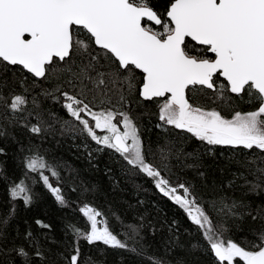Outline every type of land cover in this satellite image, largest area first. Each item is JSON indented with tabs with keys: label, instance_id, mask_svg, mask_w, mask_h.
Segmentation results:
<instances>
[{
	"label": "snow or ice",
	"instance_id": "obj_1",
	"mask_svg": "<svg viewBox=\"0 0 264 264\" xmlns=\"http://www.w3.org/2000/svg\"><path fill=\"white\" fill-rule=\"evenodd\" d=\"M69 139L133 222L56 155ZM134 178L188 226L149 219ZM0 185V264H264V0H0ZM38 187L78 214L62 239L21 227Z\"/></svg>",
	"mask_w": 264,
	"mask_h": 264
},
{
	"label": "trees",
	"instance_id": "obj_2",
	"mask_svg": "<svg viewBox=\"0 0 264 264\" xmlns=\"http://www.w3.org/2000/svg\"><path fill=\"white\" fill-rule=\"evenodd\" d=\"M54 111H59L58 106H53ZM60 115H64V113L61 111ZM66 118V117H65ZM152 139H156L155 130L152 134ZM72 141L69 139L65 141L62 148L56 150V155L63 157V159L74 169L80 170L81 177L90 183H97L102 188V193L97 197L96 199V205L100 207L105 212H109V207H111L112 211L119 214L125 222H133L134 217L136 215V211L129 209L125 201H129L131 203H135V199L128 195V192H121L117 190L116 192H113L111 190V185L109 184L107 178L103 174V168L105 164L108 162V159L106 156H102L97 161L99 164V168L101 171L96 172L94 170L87 171L85 170L87 168V162L83 159H77L78 156H80V153L74 148L71 147ZM191 151V148L188 149ZM12 162L9 160V168H11ZM117 167L118 166H114ZM67 175L66 173H64ZM118 174V173H117ZM135 183L143 184L144 188L148 189L147 192L141 193V198L145 199L147 201L146 209L147 212L150 213L149 219H151L153 216L159 215L161 218H167L171 220L172 218H175L177 220L182 221V228L183 231L184 227L188 226V223L186 222L185 218L182 215V212L177 209L175 205H172L171 202L166 201L164 199H161L158 194H154L152 190V186L150 182H147L146 180L140 179V178H134ZM121 186L128 189V191L131 190L132 185L125 184L123 180H121ZM36 192L38 193V198L36 203L30 208L25 209L23 206L19 209V216L21 218V227H23V219H31L33 217L40 218L44 220L46 223H51L53 225V234L56 236L57 239L63 238V233L61 229L63 228L64 221L65 220H72L75 221L78 214H73L72 209H61L59 208L54 198L50 195V193H47L46 190L38 187L36 189ZM65 194L69 196L70 199H75V196L71 193H69L66 189ZM4 204V192H3V186L0 185V208L3 207ZM155 205V207H154ZM140 212H144V208L138 209ZM109 216L111 218V213H109ZM117 231L119 229L117 228ZM82 251L85 253V255H95V250L90 249V246H87L86 244L83 245ZM109 260H119V257L116 256H109Z\"/></svg>",
	"mask_w": 264,
	"mask_h": 264
}]
</instances>
